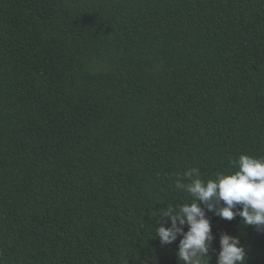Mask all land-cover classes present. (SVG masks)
Wrapping results in <instances>:
<instances>
[{"label": "trees", "instance_id": "1", "mask_svg": "<svg viewBox=\"0 0 264 264\" xmlns=\"http://www.w3.org/2000/svg\"><path fill=\"white\" fill-rule=\"evenodd\" d=\"M241 154L264 156V0H0V264H183L156 237L192 202L175 179ZM206 215L210 264L225 232L264 264V230Z\"/></svg>", "mask_w": 264, "mask_h": 264}, {"label": "clouds", "instance_id": "2", "mask_svg": "<svg viewBox=\"0 0 264 264\" xmlns=\"http://www.w3.org/2000/svg\"><path fill=\"white\" fill-rule=\"evenodd\" d=\"M229 164L230 170L217 173L215 179L201 178L197 167L178 174L174 187L189 193L192 202L167 206L159 213L156 237L164 245L182 237L176 255L183 264H210L215 237L206 212L226 220L239 216L243 225L264 230V156L241 154ZM247 257L238 236L220 235L216 264H247Z\"/></svg>", "mask_w": 264, "mask_h": 264}]
</instances>
